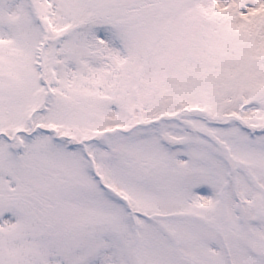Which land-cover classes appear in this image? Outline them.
Instances as JSON below:
<instances>
[{
    "label": "snow or ice",
    "instance_id": "obj_1",
    "mask_svg": "<svg viewBox=\"0 0 264 264\" xmlns=\"http://www.w3.org/2000/svg\"><path fill=\"white\" fill-rule=\"evenodd\" d=\"M0 264H264V0H0Z\"/></svg>",
    "mask_w": 264,
    "mask_h": 264
}]
</instances>
